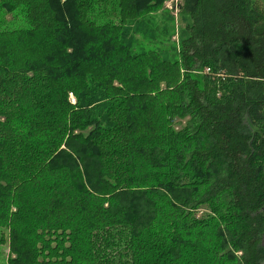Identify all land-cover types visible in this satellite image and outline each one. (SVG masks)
Masks as SVG:
<instances>
[{
	"label": "trees",
	"instance_id": "1",
	"mask_svg": "<svg viewBox=\"0 0 264 264\" xmlns=\"http://www.w3.org/2000/svg\"><path fill=\"white\" fill-rule=\"evenodd\" d=\"M164 1L0 0V264H264V1Z\"/></svg>",
	"mask_w": 264,
	"mask_h": 264
},
{
	"label": "rangeland",
	"instance_id": "2",
	"mask_svg": "<svg viewBox=\"0 0 264 264\" xmlns=\"http://www.w3.org/2000/svg\"><path fill=\"white\" fill-rule=\"evenodd\" d=\"M264 1V0H263ZM163 6L159 9H154L148 16L151 18L150 27L156 31H159L163 28L167 30V39L170 40V43L178 46L181 37H184L185 27L189 24V19L185 16L180 7L182 5V0H166L162 4ZM162 10L165 11L166 15L162 14ZM163 15V16H162ZM166 17V20H164ZM148 24V21H147ZM206 73L207 70L205 71ZM70 98H72L70 96ZM74 103V100H71ZM185 121H182L181 124H177L175 129L178 130L181 126L184 125ZM200 215L210 214L206 209H200L197 213ZM2 240V241H1ZM8 257V241H7V233L5 230L0 229V258L2 260H6Z\"/></svg>",
	"mask_w": 264,
	"mask_h": 264
},
{
	"label": "bare ground",
	"instance_id": "3",
	"mask_svg": "<svg viewBox=\"0 0 264 264\" xmlns=\"http://www.w3.org/2000/svg\"><path fill=\"white\" fill-rule=\"evenodd\" d=\"M211 73V72H210Z\"/></svg>",
	"mask_w": 264,
	"mask_h": 264
}]
</instances>
